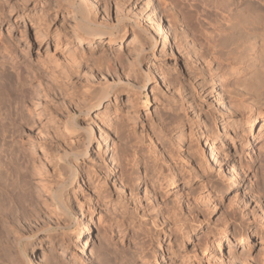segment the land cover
Wrapping results in <instances>:
<instances>
[{
	"label": "rangeland",
	"instance_id": "1",
	"mask_svg": "<svg viewBox=\"0 0 264 264\" xmlns=\"http://www.w3.org/2000/svg\"><path fill=\"white\" fill-rule=\"evenodd\" d=\"M68 1L0 0V194L8 199L3 212L15 216L1 221L0 264H10L9 257L23 264L14 244L21 236L27 254L33 244L66 264H97L108 245L122 249L126 264H264V136L245 148L250 111H242L253 103L264 112V90L239 83L254 68L227 46L212 49L201 21L216 28L242 3L192 0L190 9L183 0H85L96 23L123 32L82 41ZM91 85L110 91L109 107L105 101L87 111ZM88 125V155L74 163L73 184L65 183L73 220L63 223L71 227L51 239L42 229L62 222L52 213L51 193L67 171L49 156L64 159L70 132L83 137ZM263 126L259 121L256 132ZM85 239L90 248L82 252ZM239 239L228 247L227 240ZM6 241L16 252L7 251L8 258Z\"/></svg>",
	"mask_w": 264,
	"mask_h": 264
},
{
	"label": "bare ground",
	"instance_id": "2",
	"mask_svg": "<svg viewBox=\"0 0 264 264\" xmlns=\"http://www.w3.org/2000/svg\"><path fill=\"white\" fill-rule=\"evenodd\" d=\"M69 2V1H68ZM183 2H186V4L188 5V8H190V9H192V0H183ZM67 3V2H66ZM70 3H71V0H70V2H69V5H70ZM92 3V2H91ZM95 2H93V4H94ZM239 3H242L240 6H238V7H236L235 9H236V17H232V15H234L233 14V12H232V9H231V17L229 16V17H224L223 16V18H222V21L221 22H219V26L218 27H216L215 28V26H216V24H214V23H211L210 21L208 22L206 19H204V18H201V21H202V24H203V22L204 23H206V25L208 26V28H206V29H208V31L206 30V36L209 38V39H211V40H214V42L216 43L215 45H213L212 46V49H214L215 47H220V46H223V47H229L231 50H230V53L232 54V55H234L236 58L235 59H237L239 62H240V64H241V62L243 63V65L245 64V65H249V66H251L252 68H254L253 69V72L251 73L252 75V77H249V75H248V78H244V79H242L241 81H239V83L241 84V85H243L244 86V88H247V89H250V91L252 90V92L253 93H258L259 94V90H264V0H238V4ZM97 4V3H96ZM71 6V5H70ZM94 6H95V4H94ZM72 9H73V14H74V16L73 17H75V18H79V22L77 21V23H75L76 25H77V29L78 30H76L77 31V33H76V35H75V38L77 39V40H88V41H93V40H91V39H96V38H100L101 36H102V34H105L106 36H107V38H108V40L110 41L111 40V37L113 38V39H115V38H119V36L121 35V33L123 32V28H121L120 26H116V27H113V29L110 31V29H109V27H111L110 25H103L104 23H96V21H95V19L96 18H94V16H96V14L93 16L92 15V13H91V8L89 7V4H87L86 3V1L85 0H72ZM71 9V10H72ZM116 9H117V3H116ZM118 9H120V8H118ZM184 9V8H183ZM117 11V10H116ZM189 11V10H188ZM181 12H182V10H181ZM187 12V11H186ZM185 12V13H186ZM235 12V11H234ZM94 14V13H93ZM187 14H189V17L192 19L193 17H194V14H192L191 15V12L190 13H187ZM187 14H185V15H187ZM125 15V14H124ZM235 16V15H234ZM72 17V16H71ZM188 17V16H187ZM124 18V17H123ZM190 18H188V19H190ZM195 18V22H197L196 21V18H197V20L198 19H200V17L199 16H195L194 17ZM73 19V18H72ZM190 19V20H191ZM193 21H194V19H192ZM154 21V20H153ZM189 21V20H188ZM199 21V20H198ZM191 22V21H190ZM73 24V23H72ZM74 24V25H75ZM117 24H119V23H117ZM112 25V24H111ZM93 26H95V27H93ZM109 26V27H108ZM74 27H76V26H74ZM108 27V31L107 30H104V29H106ZM100 28H103V29H100ZM166 28V27H165ZM211 30V31H210ZM75 31V32H76ZM75 34V33H74ZM163 35V34H162ZM144 36H146V34L144 35ZM117 38V39H118ZM147 38H149V37H147ZM162 38H163V41L165 42V39H164V36H162ZM132 40V39H131ZM115 41V40H114ZM149 41V40H148ZM79 42V41H78ZM86 42V41H85ZM149 43V42H148ZM142 45V44H141ZM216 48V49H217ZM163 52V51H162ZM236 60V61H237ZM250 72V71H249ZM250 74V73H249ZM156 76V75H155ZM106 79V78H105ZM148 80V79H147ZM1 82H2V80H1ZM106 82V81H105ZM108 82V81H107ZM114 82V81H113ZM124 82V81H123ZM104 83V82H103ZM115 83H117V82H115ZM121 83V82H120ZM96 84V83H95ZM99 84H100V82H99ZM105 84V83H104ZM101 85H102V83H101ZM100 85V86H101ZM106 85V84H105ZM104 85V86H105ZM95 87L94 85H91V91H89L90 92V94H92V101H93V103H91L90 105H88L87 106V111H91L92 109H95V108H99V107H102V106H104L103 105V103L105 102V107H109V105L110 104H108L109 102H110V100H109V97L111 96L110 94V91L108 90V91H106L105 89H104V87L103 88H99V87H95L94 89H92L93 87ZM112 86L113 85H107V87H109V89H111L112 90ZM243 86H242V88H243ZM99 88V89H98ZM115 88V87H114ZM243 88V89H244ZM135 89V88H134ZM138 89V88H137ZM246 90V89H245ZM258 91V92H257ZM113 92H114V90H113ZM261 92H264V91H261ZM252 93V94H253ZM136 94H137V92H136ZM257 95V94H256ZM259 98V97H258ZM262 98V97H261ZM116 99V98H115ZM264 99V98H263ZM253 104V103H252ZM252 104H248V106H245L244 108L245 109H243L242 108V111H250V114H249V121L247 122V128H248V133H249V138H247V145L245 146V148L246 149H250V148H252L253 147V144L256 142V139H255V137H259V135H260V137H263L264 136V126L263 127H259L258 128V132H256V126H257V124H258V122L260 121L261 123H262V125H264V112H262V109L261 110H257V108H253V105ZM104 107V108H105ZM242 107V106H241ZM240 107V108H241ZM255 107V106H254ZM239 108V107H238ZM258 108H260V107H258ZM254 109V110H253ZM254 111V112H253ZM263 113V115H262V113ZM259 118L261 119V120H259ZM88 127V129H86L87 131H86V134H84V136L82 137V136H80V135H78V134H72V133H74L76 130H74V132H73V130H72V132H70V145L72 146H70V148L71 149H69V150H65L64 149V154H65V156H64V159L62 158V156H61V158L58 156V159H56L55 158V156L56 155H58L56 152V155L55 154H52V156H49L50 157V159L52 160V161H54V160H56L55 161V163H56V165H60V166H64V168L66 169V171H67V174H66V176H62V169H63V167H62V169H60V168H58V169H60L61 171H57V172H59V174H61L60 176H62L63 178H62V180L60 179V176H59V179H60V181H61V183L58 185V183L56 184V185H58V187L56 188V191L54 192V190H53V194L51 193V195H53V202H52V204L54 205L53 207L55 208V212L53 211H50V212H52L53 213V215H54V213L56 214L55 216L57 217V218H59V220L60 221H62V222H56L55 221V223H54V225H50V224H48V225H46V221H45V223L43 224L44 226H45V228H43L42 230H44V231H47L48 233H49V237L51 238L52 236H56V237H58V234H59V230H61L60 232H61V234H62V236H65V230H67V229H69V226H70V222L71 221H69V222H67V223H63V221H66V220H73L72 218H71V213H70V210L68 209V205H66V200H68V199H66L65 200V194H64V190H66V188H65V183L67 182V181H72V182H69L68 184H67V186L69 185V184H73V181H74V179H76L75 177H76V174H77V172H76V167L74 168V163L75 162H77L79 159H81L82 161H83V159L84 158H86L87 157V155H88V149H89V146L91 145V141H92V139L94 138V131H93V126H91V125H88L87 126ZM244 130V129H243ZM67 131H71V128L70 129H67ZM66 131V132H67ZM68 133V132H67ZM247 133V132H246ZM244 134V133H243ZM66 135V134H65ZM68 135V134H67ZM69 135H68V137H69ZM67 137V138H68ZM106 139V138H105ZM207 140V139H206ZM111 141V140H110ZM105 143V142H104ZM206 143H207V147H206V149H207V151H208V153L209 152H211V153H213L214 151H213V148L210 146V145H212V144H209L208 143V141H206ZM68 144V143H67ZM78 146H77V145ZM206 145V144H205ZM106 147H107V149H106V151H108L109 152V154L110 153H112L111 152V150H110V146L108 147V145L106 144ZM63 148V147H62ZM59 151V150H58ZM57 151V152H58ZM213 151V152H212ZM44 152H47V151H44ZM43 152V153H44ZM60 152V151H59ZM58 152V153H59ZM52 153V152H51ZM63 154V155H64ZM48 155H51L50 153H49V151H48ZM55 155V156H54ZM114 155V154H113ZM54 156V159H52L51 157H53ZM116 156V155H115ZM115 156H113V157H115ZM128 156V155H127ZM126 156V157H127ZM207 156H208V154H207ZM125 157V156H124ZM124 157H123V159H124ZM125 157V158H126ZM117 158H119V156H116V159ZM128 158V157H127ZM126 158V159H127ZM122 158H121V160H123ZM129 159V158H128ZM110 161H114V163L116 164V163H118V162H116L115 161V159L113 160V158H112V155H110V159H109ZM120 163H121V161H120V158H119V160H118ZM123 161H127V160H123ZM78 162H80V161H78ZM111 162V163H112ZM124 162V163H125ZM51 163V162H50ZM55 163H54V165H55ZM128 164L130 163V162H127ZM113 164V163H112ZM119 164V163H118ZM55 165V166H56ZM120 165V164H119ZM58 166H56V167H58ZM76 166V165H75ZM118 166V165H117ZM116 166V167H117ZM78 167V166H77ZM119 167V166H118ZM54 168V167H53ZM76 169V170H75ZM57 170V169H56ZM64 170V169H63ZM125 170V169H124ZM123 170V171H124ZM130 170V173L128 174V176L130 177V178H132V175L134 174V172L132 171V168L131 169H129ZM125 171H127V170H125ZM124 171V172H125ZM122 173V172H121ZM58 174V175H59ZM136 175V174H135ZM232 176V175H231ZM229 179H231V178H229ZM232 180V179H231ZM59 182V181H58ZM46 185V184H45ZM46 187H47V185H46ZM53 187V186H52ZM69 187V186H68ZM232 184H230L229 183V185L227 186V189H226V191H225V193L226 192H228V191H230L231 189H232ZM54 188V187H53ZM53 188H51V189H53ZM65 188V189H64ZM45 189V188H44ZM49 189V188H48ZM45 190H47V189H45ZM44 190V191H45ZM47 192V191H46ZM66 193H67V191H66ZM25 194H28V193H25ZM50 194V193H49ZM67 195V194H66ZM26 196H28V195H26ZM68 196V195H67ZM4 197V195L2 196L1 194H0V223H1V221L2 220H6L7 218H11V216L12 217H15V216H13V215H8V212H7V210L5 211V212H3V206H5V205H3V203H5V200L7 199V197L5 198H3ZM23 198H24V196H23ZM68 198V197H67ZM18 199H20L19 197H18ZM25 199V198H24ZM29 199H31V198H29ZM8 200V199H7ZM39 200V199H38ZM10 201V200H9ZM17 202V201H16ZM18 202H21V201H18ZM17 202V204L16 205H18L19 203ZM30 202V201H29ZM7 204H8V202H6ZM5 203V204H6ZM22 203H24V202H22ZM10 205H11V203H9ZM31 204V203H30ZM68 204V203H67ZM15 205V206H16ZM21 205V204H20ZM44 205V204H43ZM47 205V204H46ZM28 206V205H27ZM17 207V209H18V206H16ZM30 207V206H29ZM37 207V206H36ZM48 207V206H47ZM51 207H52V205H51ZM50 207V205H49V208H51ZM52 207V208H53ZM25 208H26V206H25ZM45 208V207H44ZM16 209V208H15ZM33 209V208H32ZM46 209V208H45ZM25 210V209H24ZM27 210H28V208H27ZM30 210V209H29ZM52 210V209H51ZM40 212V211H39ZM45 212V211H44ZM12 214V212H9V214ZM17 213H19V215H21L22 214V216H23V214L25 215V213H23L22 211L20 212V211H18ZM29 213V212H28ZM40 213H42V214H44L43 212H40ZM51 213V214H52ZM13 214H14V212H13ZM31 214V213H30ZM37 214H38V212H37ZM46 214V213H45ZM44 214V215H45ZM37 216V215H36ZM38 216H39V214H38ZM48 216H49V214H48ZM73 216V215H72ZM31 217V216H30ZM40 218V217H39ZM39 218H37L38 220H39ZM22 219V218H21ZM41 219V218H40ZM50 219V218H49ZM175 219V218H174ZM13 220V219H12ZM173 220V219H172ZM176 220V219H175ZM17 221V220H16ZM40 221H42V220H40ZM22 222V221H21ZM43 222H44V220H43ZM74 222V221H73ZM166 222H168V221H166ZM173 222H175V221H173ZM41 223V222H40ZM177 223H180L179 222V220H178V222ZM182 223H184V221H182ZM8 224V223H7ZM151 224H153V223H151ZM181 224V223H180ZM186 224H188V223H186ZM2 225V223L0 224V226ZM9 225V224H8ZM12 225V224H11ZM38 225V224H37ZM154 225H156V224H154ZM168 225V224H167ZM176 225V224H175ZM183 225H185V224H183ZM182 225V226H183ZM6 226V225H5ZM138 226V225H137ZM171 226V225H170ZM173 226V225H172ZM177 226V225H176ZM187 226V225H186ZM71 227V226H70ZM135 227V226H134ZM133 227V228H134ZM153 227V226H152ZM156 226H154L153 228H155ZM179 227V226H178ZM189 227V226H188ZM4 228V227H3ZM39 228H40V225H39ZM139 228V227H138ZM173 228V227H172ZM7 229H9V228H7ZM16 228H14V230H15ZM86 229V228H85ZM134 229H136V228H134ZM157 229V228H156ZM176 229H178V231L180 230V232H181V234H186L184 231H185V227H180V229L179 228H176ZM176 229L174 230V231H176ZM188 228H186V230H187ZM0 230H1V227H0ZM5 230H6V227H5ZM38 230V229H37ZM40 230V229H39ZM42 230L40 231V232H42ZM141 230V229H140ZM7 231V230H6ZM71 231V230H70ZM87 231V229L85 230V232ZM133 231V230H132ZM157 231V230H156ZM2 232V230L0 231V233ZM5 232V231H4ZM34 232H36V231H34ZM82 232V231H81ZM84 232V233H85ZM134 232H136L137 233V230L136 231H134ZM140 232H142V231H140ZM172 232H173V230H172ZM180 232H179V234H180ZM47 233V234H48ZM135 233V234H136ZM166 233V232H165ZM264 233V232H263ZM16 234V233H15ZM64 234V235H63ZM134 234V235H135ZM138 234V233H137ZM140 234V233H139ZM138 234V235H139ZM174 234H178V233H175L174 232ZM174 234H173V236H174ZM23 235V234H22ZM46 235V234H45ZM2 235H0V237H1ZM15 236V235H14ZM59 236H61V235H59ZM139 236H141V234L139 235ZM176 236V235H175ZM22 237V236H21ZM21 237H20V239H21ZM134 237V236H133ZM142 237V236H141ZM171 237V236H170ZM177 237V236H176ZM183 237V236H182ZM181 237V238H182ZM189 237V236H188ZM13 238V237H12ZM24 238V237H23ZM22 238V239H23ZM49 238V239H50ZM60 238V237H59ZM137 238V237H136ZM173 238V237H172ZM7 239V238H6ZM15 239V238H14ZM19 239V237L17 238L16 237V243H14L15 245H17V246H19V249H17V253L13 250V252H12V250H11V246H10V244L12 245V243L10 242V244H7L8 242L6 241V242H4V247H3V249H4V251H6L5 253V255H3L4 257L6 256L7 257V251H8V253H9V255L8 256H11V253H16V254H18V256H19V258L22 260V263L23 264H66L67 262H64V263H62L61 262V260L59 261V259L58 260H56V258H50V256L49 255H47L46 254V252L45 253H43V252H37L38 250L37 249H35V247H34V245L32 244L31 246H30V251L28 252V254H27V252H26V249H25V247H27V243L25 244L24 242V245H23V243H20L22 240H20ZM52 239V238H51ZM50 239V240H51ZM140 239V238H139ZM169 239V238H168ZM190 239V238H189ZM233 239V238H232ZM3 240V239H2ZM13 240V239H12ZM57 240H58V238H57ZM59 240H61V239H59ZM59 240H58V242H59ZM174 240V239H173ZM178 240V239H177ZM183 240V239H182ZM181 240V241H182ZM185 240V239H184ZM139 241V240H138ZM171 241V240H170ZM220 241V240H219ZM26 242V241H25ZM32 242V241H31ZM49 242V241H48ZM57 242V243H58ZM178 242V241H177ZM240 242H241V239H239V240H235V241H230V240H227V245H228V247H230V245H231V248H233L232 246H234V245H238V244H240ZM132 243H133V241H132ZM143 243V242H142ZM170 243H172V242H170ZM179 243V242H178ZM177 243V244H178ZM212 243V242H211ZM211 243H210V245H211ZM2 244H3V241H2ZM20 244H22L21 246L22 247H20ZM110 244V243H109ZM131 244V243H130ZM139 244H140V242H139ZM218 244V243H217ZM243 244V243H242ZM106 245V244H105ZM108 245V244H107ZM115 245V244H114ZM173 245V244H172ZM202 245V244H201ZM207 245V244H206ZM206 245H203V246H206ZM2 246V245H1ZM13 246V245H12ZM121 246V245H120ZM136 246H137V244H136ZM177 246V245H176ZM214 246H215V244H214ZM109 247V245L106 247H104V248H106L105 249V254H106V256L104 255L103 257H101V259H99V260H96V261H98L97 262V264H126V262H124L125 260L123 259V256H122V254L124 253V252H122V249H118L117 250V247L115 246V247H113L112 246V248H110V250H108L107 248ZM123 247V246H122ZM134 247H135V244H134ZM133 247V248H134ZM140 247H143V246H141L140 245ZM171 247V246H170ZM202 247V246H201ZM250 247H251V245L248 243V246L245 248V250H250ZM2 248V247H1ZM89 248H90V243L88 242V239H85L84 241H83V247H82V252H87L88 250H89ZM138 248V247H137ZM199 248H200V246H199ZM203 248V247H202ZM208 248V247H207ZM213 248V246H211V249ZM230 248V249H231ZM210 248H208V250H209ZM229 249V248H228ZM106 250L108 251V253L106 252ZM124 250V249H123ZM138 250H140V249H138ZM177 250V249H176ZM176 250H174V251H176ZM202 250H204V248L202 249ZM213 250V249H212ZM2 251V250H1ZM4 251H2L3 253H4ZM136 251H137V249H136ZM173 251V250H172ZM232 251V250H231ZM127 252V251H126ZM141 252H142V249H141ZM141 252H135L136 254H140L141 255ZM155 252V251H154ZM14 253V254H15ZM38 253V254H37ZM40 253V254H39ZM92 253V252H91ZM135 253H133V254H135ZM145 253V252H144ZM213 253V252H212ZM229 253V252H228ZM231 253V252H230ZM232 253H233V251H232ZM97 254V253H96ZM203 254V253H202ZM201 253H200V255H202ZM214 254V253H213ZM234 254V253H233ZM246 254H248V253H246ZM245 254V255H246ZM143 255V254H142ZM148 256L149 255H151V254H147ZM179 255V254H178ZM187 255V254H186ZM209 255V254H208ZM231 255V254H230ZM230 255H229V257H230ZM243 255V254H242ZM16 256V255H15ZM177 256V255H176ZM191 256V254L188 256V257H190ZM213 256V255H212ZM233 256V255H232ZM235 256V255H234ZM244 256V255H243ZM248 256V255H247ZM134 257V256H133ZM143 257V256H142ZM141 257V259H143ZM180 257V256H179ZM182 257H184V256H182ZM211 257V256H210ZM246 257V256H245ZM243 258V259H245L246 260V258H248V257H246V258ZM8 258V257H7ZM7 258H5V259H7ZM16 258H17V256H16ZM140 258V257H139ZM145 258V257H144ZM147 258V257H146ZM149 258V257H148ZM151 258V257H150ZM187 258V257H186ZM196 258V257H195ZM233 258H236V257H232V259ZM242 259V257H239L238 258V260L239 259ZM12 258L11 257H9V263L11 262L12 264H13V260H11ZM20 259H18V260H20ZM96 259V258H95ZM153 259V258H152ZM179 259V258H178ZM197 259V258H196ZM200 259H201V257H200ZM212 259V258H211ZM218 259V258H217ZM179 260H181V259H179ZM186 260V259H185ZM187 260H189V259H187ZM186 260V261H187ZM209 260V259H208ZM219 260H220V258H219ZM218 260V262H220ZM7 261V260H6ZM13 261V262H12ZM80 262H81V259L79 260ZM193 261V260H192ZM201 261V260H200ZM231 261V260H230ZM232 261H234V260H232ZM243 261V260H242ZM241 261V262H242ZM61 262V263H60ZM79 262V263H80ZM136 262V261H135ZM142 262H144V260H142ZM181 262V261H180ZM207 262V261H206ZM214 262H215V260H214ZM216 262H217V260H216ZM10 263V264H11ZM83 263V262H82ZM129 263V262H128ZM145 264H150V262L147 260V262H144ZM185 263V262H184ZM190 264H191V262H189ZM188 262H187V264H189ZM197 263V262H196ZM209 263V262H208ZM232 263V262H231ZM231 263H228V264H231ZM236 264H237V261L235 262ZM240 263V262H239ZM73 264H74V262H73ZM130 264V263H129ZM135 264V263H134ZM138 264H140V263H138ZM181 264V263H180ZM193 264V263H192ZM200 264H202V263H200ZM222 264V263H221ZM232 264H234V263H232Z\"/></svg>",
	"mask_w": 264,
	"mask_h": 264
}]
</instances>
